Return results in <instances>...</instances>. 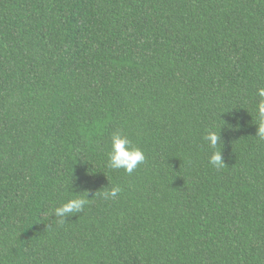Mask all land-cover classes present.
Returning <instances> with one entry per match:
<instances>
[{
  "label": "trees",
  "instance_id": "trees-1",
  "mask_svg": "<svg viewBox=\"0 0 264 264\" xmlns=\"http://www.w3.org/2000/svg\"><path fill=\"white\" fill-rule=\"evenodd\" d=\"M259 87L264 0H0V264H264Z\"/></svg>",
  "mask_w": 264,
  "mask_h": 264
},
{
  "label": "clouds",
  "instance_id": "clouds-1",
  "mask_svg": "<svg viewBox=\"0 0 264 264\" xmlns=\"http://www.w3.org/2000/svg\"><path fill=\"white\" fill-rule=\"evenodd\" d=\"M256 95L260 97L259 102L256 105L257 112V126L256 137L260 140H264V87L257 89ZM209 142L210 147L216 148L221 142L219 133L215 131H209L205 137ZM111 148L108 152L107 167L112 170L123 169L127 174L131 175L145 160V154L142 149L132 144V141L119 131H114L110 135ZM209 164L221 168L225 166L223 162L221 151H214L209 157ZM122 189L118 185L112 186L109 190L101 192L100 195L105 199H118ZM90 199L79 195L61 203L59 206L52 210V214L58 217V223L63 224L66 222V218L71 217L76 213H81L85 206L88 205Z\"/></svg>",
  "mask_w": 264,
  "mask_h": 264
}]
</instances>
